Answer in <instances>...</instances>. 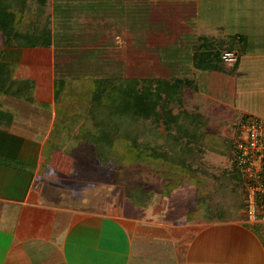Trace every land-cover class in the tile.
Returning <instances> with one entry per match:
<instances>
[{
    "label": "crops",
    "instance_id": "1",
    "mask_svg": "<svg viewBox=\"0 0 264 264\" xmlns=\"http://www.w3.org/2000/svg\"><path fill=\"white\" fill-rule=\"evenodd\" d=\"M206 1L210 10L217 4L233 5V0ZM60 2L54 6L48 0L42 11L31 0H8L10 18L0 29V264H47L48 260L64 264V250L101 252V241L115 239L113 235L161 245L162 254H170V260L179 264H264V213H258L253 221L246 218L243 178L239 180L241 186L235 188L237 183L231 177L237 176L229 172L232 168L223 174L216 173L214 167L197 173L205 181V194L193 196L196 201L188 207L186 200L193 193L176 196L171 190L173 180L178 183L177 189L183 184L178 178L166 176L163 195L168 197L162 207L157 204V170L147 165L128 167L120 156H114L117 160L111 158V145L107 147L111 153L107 157L100 150V161L91 154L92 164L80 167L89 146L94 148L101 140L112 141L114 136L107 133L111 128L103 131L97 142L98 138L92 139L84 126L81 132L85 137L80 138L81 126L69 119L73 115L56 106L62 79L56 77L52 46H28L19 41L16 44L15 39L7 40L38 32L31 29V20L38 29L48 31L49 43L54 29L58 34L59 29L62 33L67 30L65 24L73 22L74 27L75 22L65 17L70 14L64 7L68 5ZM53 9L59 13L54 28L45 23L46 15L51 13L52 19ZM38 11L41 13L36 19ZM239 50H234L236 70ZM114 128L118 133H127V127L123 129L121 124ZM78 142L85 147L80 149ZM155 146L162 148L159 143ZM165 149L169 153L164 151L163 156L169 164L188 166L198 159L191 147L190 153L181 154L175 146ZM152 155L159 156L157 150ZM207 155L210 154L199 158L200 166L205 167ZM216 163L224 164L217 160L212 166ZM219 175L224 181L219 180ZM217 189L229 191L226 197L234 195L232 201L223 198L224 193L222 200H213L211 196ZM169 200L175 204L172 210Z\"/></svg>",
    "mask_w": 264,
    "mask_h": 264
},
{
    "label": "rangeland",
    "instance_id": "2",
    "mask_svg": "<svg viewBox=\"0 0 264 264\" xmlns=\"http://www.w3.org/2000/svg\"><path fill=\"white\" fill-rule=\"evenodd\" d=\"M51 1L57 6L56 2L61 0ZM63 1L70 13L64 16H69L75 25L72 21L65 24L67 30L62 33L59 29L62 35L54 29L51 37L56 77L62 79L57 109L73 115L69 119L81 126L80 132L74 129L80 138L85 137L81 132L84 126L92 139L98 138L97 142L108 128H111L107 132L109 136H114L110 143L106 139L94 148L89 146L80 167L92 164L91 154L100 161V150L107 157L110 153L107 147L111 145V158L117 160L114 156H120L128 167L147 165L157 170L158 205L163 207L168 197L163 195L166 176L178 178L179 184H183L177 189L178 183L173 180L171 190L176 196L193 193L186 200L187 207L195 203L193 196H204L206 187L205 181L196 174L212 167L219 174L226 173L228 167L231 169L230 141L244 134L238 130L243 117L264 118V0H233L230 6L214 3L211 10L206 0ZM55 12L52 19L51 13L46 15L48 27H55ZM200 13L202 18H207H200ZM209 18L213 21L209 22ZM227 49H240L237 70L236 63L227 65L222 59H215L216 51L222 53ZM178 78H183L185 83H179ZM127 81L135 82L140 90L160 91L162 97H167L172 110L168 129L163 122L132 123L129 119L119 122ZM120 124L123 129L127 127V133L131 132L128 137L125 132L114 131V126ZM177 129L183 133L191 129L196 140L197 145L190 142L189 148L198 159L188 166L169 164L163 156L166 147L175 146L178 151L179 143L186 141ZM68 136L71 137L70 133ZM176 137L180 141L175 142ZM158 143L164 148H157ZM78 145L81 149L86 144L78 142ZM155 150L159 154L156 158L152 155ZM203 154H210L206 156L205 167L199 163ZM217 160L224 164L212 166ZM232 169L229 172L237 176L231 177L237 188L241 186L242 174L237 168V172ZM219 178L224 181L222 175ZM222 193L223 198L230 195L226 189L222 192L217 189L211 198L222 200ZM163 196H166L164 201ZM232 197L226 199L232 201ZM168 204L172 210L174 202ZM113 238L117 240L101 241V252L64 250L67 256L64 264H179L170 260V254H162L161 245L127 240L120 235ZM47 264H56V261L48 260Z\"/></svg>",
    "mask_w": 264,
    "mask_h": 264
},
{
    "label": "trees",
    "instance_id": "3",
    "mask_svg": "<svg viewBox=\"0 0 264 264\" xmlns=\"http://www.w3.org/2000/svg\"><path fill=\"white\" fill-rule=\"evenodd\" d=\"M12 1L14 2L15 0H12ZM31 1L36 2L37 7H39V8L42 7L40 9H42V11H43L44 4L47 3L48 0H31ZM7 4H8V0H0V29H4V28H2V23H5V25H6L8 18H10L11 13L8 12ZM39 13H41V12H39V11L36 12V15H35L36 19H38L37 15H39ZM31 22H32L30 24L31 29L32 30L35 29L38 32L32 31V34H29V35H21V36H16L13 38L8 37L7 40L8 39L9 40L15 39L16 44H18L20 42V44L28 45V46H34V45L48 46V45H50V43H49L50 37L48 36V31L47 30L43 31V29L41 30V28L38 29V26L33 22V20H31ZM40 32H41V35H37ZM207 55H209V54H207ZM215 56H216L215 59H218V60L221 59L220 58L221 57L220 51H218V52L216 51ZM217 67H215V68L217 69ZM215 68H213V69H215ZM177 81L179 83H185L183 78H178ZM125 88L123 91L124 92V95H123V97H124L123 101L124 102H123V104H121L122 108L117 107L118 106L117 104H113L116 109L117 108L121 109V112L119 114L121 119H125V120L129 119L132 123H136L139 120L141 122H143V121H151V122H155V123L163 122V123L167 124V126L165 125V128L168 129L172 110H171V107L169 105V101H168L167 97H162L160 95V91L156 92L153 90L151 91V89L149 90V89H144V88L140 90V89H138L136 83L133 81H127V85ZM165 92H166V90H165ZM129 133H131V132L126 133L127 137L129 135ZM180 133L184 137L187 138L185 141L186 146H184V144L181 145V143H183V140L179 143L181 146L180 151H182V152H180V154L183 153L184 151H186L185 153H187V152L190 153V150H188L189 143L191 142V144H194V143L196 144V140L194 141V134L190 131H188V132L186 131L184 133L180 132ZM133 137H135V136H133ZM177 141H180V139L179 140L177 139ZM161 147L164 148L163 146H161ZM166 152H167V150H166ZM231 152H232V150H231ZM167 153H169V152H167ZM166 155H168V154H166ZM231 165H232L233 169L236 168L233 164H231ZM235 171L237 172L236 169H235Z\"/></svg>",
    "mask_w": 264,
    "mask_h": 264
},
{
    "label": "built area",
    "instance_id": "4",
    "mask_svg": "<svg viewBox=\"0 0 264 264\" xmlns=\"http://www.w3.org/2000/svg\"><path fill=\"white\" fill-rule=\"evenodd\" d=\"M221 59L227 65H234L237 53L224 50ZM239 129L244 134L233 139L230 163L242 174L245 215L253 221L258 213H264V118L244 116Z\"/></svg>",
    "mask_w": 264,
    "mask_h": 264
}]
</instances>
